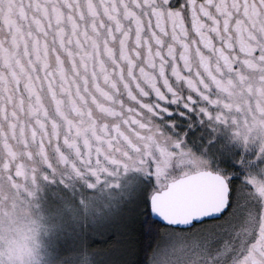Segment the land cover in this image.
I'll return each instance as SVG.
<instances>
[{
  "label": "clouds",
  "instance_id": "1",
  "mask_svg": "<svg viewBox=\"0 0 264 264\" xmlns=\"http://www.w3.org/2000/svg\"><path fill=\"white\" fill-rule=\"evenodd\" d=\"M238 2L239 9L232 0H0V133L7 134L0 144L7 139L23 152L11 132L14 124L19 139L23 129L34 153L46 148L77 202L87 192L86 175H78L72 162L85 174L105 166L121 174L125 167L154 173L157 164L179 174L177 141L184 151L197 149L177 127L182 121L168 117L190 97L198 109L201 92L215 97L221 86L236 82L225 54L233 69H243L249 52L264 48V16L249 19ZM48 188L31 215L0 217L12 228L0 237V251L9 242L27 245L33 221L43 242L39 205ZM10 210L11 201L0 197V213ZM133 229L129 224V238ZM97 236L88 241L93 264H107L106 247L91 243ZM169 243L160 232L153 248ZM152 254L148 249L142 264H152Z\"/></svg>",
  "mask_w": 264,
  "mask_h": 264
},
{
  "label": "snow or ice",
  "instance_id": "2",
  "mask_svg": "<svg viewBox=\"0 0 264 264\" xmlns=\"http://www.w3.org/2000/svg\"><path fill=\"white\" fill-rule=\"evenodd\" d=\"M232 3L239 9L238 0ZM243 3L249 19L264 16V0ZM216 8L232 15L226 5ZM225 60L237 72L236 82L221 86L222 94L215 97L201 92L198 109L190 97L178 115L168 117L182 121L177 127L199 153L184 151L177 141L183 157L177 175L160 164L154 173L125 167L121 174L105 166L85 174L72 162L78 175H86L87 192L77 202L68 196L72 185L63 172L57 175L46 148L34 153L23 129L16 139L13 124L12 137L24 151L7 139L0 144V197L11 201V210L0 217L11 220L18 211L31 215L43 188H62H48L47 200L39 205L47 233L43 242L33 221L27 245L9 242L0 251V264H93L89 238L111 232L126 248L129 224L147 240L160 232L170 237L162 248L152 244V264H264V48L251 50L241 61L243 69H233L227 54ZM31 135L35 143V129ZM59 158L67 162L63 153ZM11 231L0 218V237Z\"/></svg>",
  "mask_w": 264,
  "mask_h": 264
},
{
  "label": "rangeland",
  "instance_id": "3",
  "mask_svg": "<svg viewBox=\"0 0 264 264\" xmlns=\"http://www.w3.org/2000/svg\"><path fill=\"white\" fill-rule=\"evenodd\" d=\"M137 227H134L133 232L137 230ZM133 239L134 236L129 239L128 246L124 248L121 246L119 239L115 238L114 234L109 232L95 237L93 242L106 247L107 255L105 259L107 264H127L132 258L131 248L134 246ZM113 242H115V246H113Z\"/></svg>",
  "mask_w": 264,
  "mask_h": 264
},
{
  "label": "trees",
  "instance_id": "4",
  "mask_svg": "<svg viewBox=\"0 0 264 264\" xmlns=\"http://www.w3.org/2000/svg\"><path fill=\"white\" fill-rule=\"evenodd\" d=\"M133 244L131 248L132 258L127 264H142L144 254L152 246L154 240H147L141 233L139 227L135 230Z\"/></svg>",
  "mask_w": 264,
  "mask_h": 264
}]
</instances>
